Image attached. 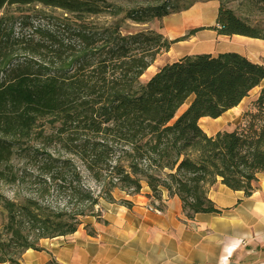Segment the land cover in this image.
I'll use <instances>...</instances> for the list:
<instances>
[{
	"label": "trees",
	"instance_id": "obj_1",
	"mask_svg": "<svg viewBox=\"0 0 264 264\" xmlns=\"http://www.w3.org/2000/svg\"><path fill=\"white\" fill-rule=\"evenodd\" d=\"M198 1L218 3L215 24L207 28L217 36L264 41V0H253L256 21L238 16L225 0H0V163L48 122V138L79 158L98 186L96 194L80 186L69 160L46 155L42 170L54 184H67L57 186L67 200L57 207L34 200L17 205L0 196V264H18L24 251L42 250L40 239L73 234L83 218L106 224L100 200L131 206L115 201L117 189L132 196L144 183L158 204L164 190L179 199L186 219L221 212L207 196L217 181L244 197L255 191L264 173L263 65L236 52L198 53L139 81L157 55L205 28L167 40L153 30L130 32L127 24L147 25ZM48 12H59L58 25L32 26L33 35L22 40L28 56L13 63L7 48L14 24L48 20ZM99 17L108 21H90ZM256 87L232 131L207 136L201 130L199 119L220 117ZM83 229L95 236L91 225Z\"/></svg>",
	"mask_w": 264,
	"mask_h": 264
},
{
	"label": "crops",
	"instance_id": "obj_2",
	"mask_svg": "<svg viewBox=\"0 0 264 264\" xmlns=\"http://www.w3.org/2000/svg\"><path fill=\"white\" fill-rule=\"evenodd\" d=\"M201 6L206 5L195 3L189 9L173 14H188L182 17L183 26L205 28L184 41L196 39V35L204 32L208 39L217 36L207 29L214 26L216 12L213 24L206 26L202 19L189 14L199 11ZM217 37L232 42L234 48L213 53L186 51L169 63L191 54L236 52L264 66V41L235 35ZM172 46L166 54L173 51ZM259 88L250 91L249 95L254 92L252 100ZM246 98L216 119H199V127L207 136L232 131L246 110H239ZM236 113L238 121L225 129V123ZM148 193V188L142 187L140 194L143 196L126 195L123 199L131 203L130 208L112 203L102 205V219L106 224L93 221L94 237L78 228L71 235L40 239L38 246L42 250L24 251L18 264H264V173L257 175L256 189L249 197L217 181L208 189L207 196L221 212L196 214L192 219L183 215L179 199L175 195L168 196L164 190L160 199L164 212L151 214L142 203Z\"/></svg>",
	"mask_w": 264,
	"mask_h": 264
},
{
	"label": "rangeland",
	"instance_id": "obj_3",
	"mask_svg": "<svg viewBox=\"0 0 264 264\" xmlns=\"http://www.w3.org/2000/svg\"><path fill=\"white\" fill-rule=\"evenodd\" d=\"M224 2L228 8L232 9L240 17H246L248 15L251 21H256L261 18L258 14V10L256 9V5H254L253 3V0H225ZM181 3H183V1H181ZM196 4L206 6H201L199 7V11L195 13L189 12V14L202 19L203 26L213 24V18L215 17L216 7L218 3L216 1H198L196 2ZM48 14L50 15V18L48 20H31L27 26H22L21 24H19V20H17L16 24H14L12 28V40H10V46L7 48L15 55L14 59L16 60H14L13 63H16V61H22L23 56L27 55L23 53L27 51V48L22 40L27 39L28 37L33 35L32 26L39 25L40 27L49 28L52 24L58 25L57 19H60L59 12H48ZM13 15L18 16L17 14ZM186 15L188 14L172 15L167 19L153 21L143 26H134L128 23L126 29L130 32L140 30H153L160 33L167 40H173L185 35L190 29L193 28L189 26H183L182 17ZM106 19L107 18L99 17L93 20L91 18L90 21H94L95 24L101 25L108 21ZM204 35H208L207 32L196 35V39H188L184 42H177L172 46L173 51L167 54L161 53L157 55L150 65L151 71L149 73L146 71L143 73V75L139 79L140 83H145L158 71L161 66L169 63L170 61H173L175 58H178L182 53L186 51L190 53H213L233 49L235 46L232 42L222 40L215 35L211 34L213 37L209 39L205 38L207 36ZM202 37L205 39H202ZM198 39L202 40L200 41ZM0 77H3V73H0ZM253 97L254 92H251L248 98H246L242 102L239 110L243 111L244 108L247 109V106H249ZM185 107L186 104H183V106L177 112V116L185 109ZM237 114L238 113L229 118L227 124L225 123L224 125L225 129H230L233 124L238 121L239 117H236ZM51 133H53L52 127L49 126L48 122H43L41 123V126L36 129V134L26 140L21 141L18 144H14L11 154L8 155L7 158H5V160L0 163V196L5 198L6 200L14 202L17 205L25 203L27 200H34L41 204L57 207L66 202L67 197L65 196L66 194L63 189L67 184H60V182H56V184H54L50 180L48 175H45L42 170V162L43 159L47 157L46 155H52V157L60 160H69L72 166L71 168L74 169V171H76L79 175V185L90 189L93 193L96 194V192L98 191V186L85 170L82 162L76 156L67 153L57 142L50 139V136L52 135ZM6 140L11 141L10 139ZM58 185H64V188L58 189ZM142 187H146L144 183L142 184ZM112 195L116 202L123 200V198H125L126 196L123 191H120L118 189L114 190L112 192ZM139 195L143 196L142 194H140V192ZM153 201L154 200L149 198L143 199V207H146L147 210L148 208H156L158 206V203ZM106 203L107 202L103 200L99 201L101 216L103 214L102 205ZM112 204L120 205L118 203ZM150 212H152L151 214L154 213L153 211ZM153 215H155V213ZM93 221L96 222L94 218L91 217L83 218L81 220V225L78 228L82 229L84 224H89L92 226ZM2 225V214H0V232L3 231Z\"/></svg>",
	"mask_w": 264,
	"mask_h": 264
},
{
	"label": "built area",
	"instance_id": "obj_4",
	"mask_svg": "<svg viewBox=\"0 0 264 264\" xmlns=\"http://www.w3.org/2000/svg\"><path fill=\"white\" fill-rule=\"evenodd\" d=\"M148 210L153 211L157 215H161L164 211V206L159 203L156 208H148Z\"/></svg>",
	"mask_w": 264,
	"mask_h": 264
},
{
	"label": "bare ground",
	"instance_id": "obj_5",
	"mask_svg": "<svg viewBox=\"0 0 264 264\" xmlns=\"http://www.w3.org/2000/svg\"><path fill=\"white\" fill-rule=\"evenodd\" d=\"M150 71H151V67H148L147 70H146V72L149 73ZM190 101H191L190 99H187V100L184 102V104H186V106H188V105L190 104Z\"/></svg>",
	"mask_w": 264,
	"mask_h": 264
}]
</instances>
